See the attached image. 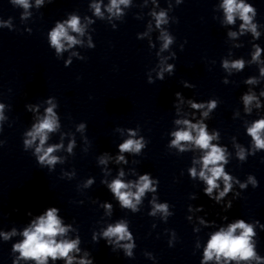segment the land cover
<instances>
[{"label":"clouds","instance_id":"9594fccd","mask_svg":"<svg viewBox=\"0 0 264 264\" xmlns=\"http://www.w3.org/2000/svg\"><path fill=\"white\" fill-rule=\"evenodd\" d=\"M42 2L43 0H37V5H40ZM13 3L21 5L25 9L29 7V0H13ZM127 3L128 0H111L108 11L111 12L113 9H116L117 12H119V5H127ZM94 7L96 14L101 15L100 6L94 5ZM222 7L228 24L234 23V17L239 15V18L243 21L241 29L250 28L254 36H259V33L256 32V26L251 23L252 17L249 16V13H253V15L255 14V9L251 5L245 4L243 0H223ZM164 19L165 13H159L156 17L157 26L164 22ZM68 29L82 34L79 17L73 15L64 23L58 22L56 27L49 33L51 46L56 49L57 53L64 50L63 41H67L69 47L79 43L78 40L68 34ZM230 35L235 36L236 33H230ZM163 39V47L166 49L172 40L166 35ZM260 52L261 50L257 48L253 55V60H258ZM223 66L225 68L231 67L240 70L243 69L244 62L243 60H238L229 65V63L225 61ZM169 70H171V66H169ZM260 71L261 74L264 75V68ZM248 82L252 83L253 81L249 80ZM176 95L178 96L179 93ZM243 99L245 105L247 106L253 99H255V97L253 95H245ZM48 103L51 104V107H48L45 110L46 115L40 119L38 123L32 125L31 131L26 133V136L30 137V139H25L23 144L25 148H28L31 147L37 139H39V144L35 148V155L37 156L38 163L40 165L47 163V165L51 166L55 165L59 159L58 157L53 156L52 153L60 148L61 145H51L47 148L44 147L48 139V133L55 131L59 126L56 114L53 111V108H55L56 105L52 104L51 100H49ZM202 106L203 105L193 104L194 108ZM208 106L209 109L215 108L216 102L212 101ZM3 107L4 105L0 104V120L4 119ZM204 115H207V113ZM176 123H184L188 127L186 130H180L172 133L175 137L172 144L179 145L182 141L194 142L197 147L206 150L204 156L202 157L203 168L199 173L200 178L208 185V187L204 190L205 194L211 197L213 189L217 187L216 181L223 177L225 189L224 192L220 193V196H224V194L231 187L228 183L231 178L224 173L223 167L218 164V162L224 161L225 157L224 152L220 147L210 143L215 137L208 135L205 130L206 126L203 124H191L187 120H177ZM80 127L83 128L84 125H81ZM193 131L196 132L195 137L192 135ZM262 132H264V120L255 122L252 127L248 129V133L252 136L255 141V146L258 149L264 148V139L261 138ZM71 147L72 146L69 145V151H71ZM141 147L142 145L139 141L129 139L119 146V150L120 152H139ZM239 156L241 159H244L243 150H241ZM119 159L123 160V157L121 156ZM103 162L104 161L101 160V163ZM190 172L193 177L196 176V170L194 168L191 169ZM120 175L122 176L123 173L121 172ZM91 183L92 181L89 180L88 184ZM150 184L151 181L149 180V176L148 174H145L140 177V181L136 185L137 190L135 193L131 191H122L129 189L132 185L125 183L119 178L113 180L108 187L115 197L119 199L122 207H131L135 211L133 199L136 202H139L141 196H143L145 191L150 188ZM216 199L218 200L219 197ZM106 207L111 208V205H106ZM156 209L166 212L167 205H156ZM58 212L59 209L57 207H48L42 215H38L35 219H33L30 225L26 227L22 233H20L23 239L20 242L13 244L11 249L12 252L19 253V256L13 260L12 264H19L20 260L35 261V264H47L49 258L53 261L63 259L65 260V264H73L76 257L70 254L73 252H79L78 244L80 241L79 238L74 240L61 238L65 236L70 226H64L62 224L61 219L58 217ZM27 215L31 216L32 213L29 211ZM237 230H240L238 235L236 234ZM15 235H17L16 229H13L11 232H0V236H3L5 241ZM126 235L130 238V234L127 233V226L123 222L117 223L115 226L109 225L107 230L103 232L104 237L115 236L121 240L124 239ZM253 235L252 225L246 224L243 220H238L237 222L230 224L226 230L221 228L218 232L213 234L208 241L204 252V261H209L213 258L220 261L221 257H223L225 261L259 259L253 251V245L250 239ZM126 247L130 248L131 245H127ZM127 254L131 255V252L129 251ZM78 264H92V262L81 258Z\"/></svg>","mask_w":264,"mask_h":264}]
</instances>
